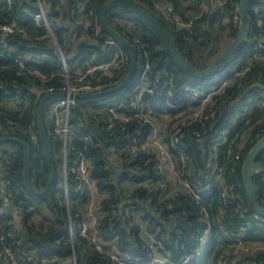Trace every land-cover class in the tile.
<instances>
[{
    "label": "trees",
    "instance_id": "trees-1",
    "mask_svg": "<svg viewBox=\"0 0 264 264\" xmlns=\"http://www.w3.org/2000/svg\"><path fill=\"white\" fill-rule=\"evenodd\" d=\"M110 1L0 0V140L11 137L28 144L30 179L39 191L47 187L51 174L38 125L43 96L50 88L63 90L67 71L74 74L90 62H109L117 54L124 55V64L113 76L97 71L91 82L110 89L128 74L129 51L108 43L110 35L102 27L97 31L101 11ZM134 1L158 20L197 71L213 63L240 29L241 0ZM40 2L48 12L52 34L34 20ZM248 13L249 30L240 46L217 71L194 78L181 69L153 26L138 13L123 7L107 12L114 30L142 45L134 76L118 92L76 98L69 110L73 131L66 149L50 117L52 101L45 106L44 126L56 169L49 196H36L27 187L24 146L0 143V237L7 236L0 243V264H118L112 259L115 250L130 253L135 264H152L156 253L166 252L171 264H183L191 254L195 257L187 264H264V217L253 209L243 178L248 154L264 137V1L252 0ZM177 17L184 25L177 23ZM6 25L14 31L6 33ZM146 65L145 85L137 89L136 77ZM204 91L210 93L207 101L187 97ZM134 102L145 109L149 122L114 119L112 112L132 116ZM182 118L187 120L178 133L180 143L172 147L174 123ZM154 129L164 135L162 141L175 165L160 176L154 171L159 149L148 142ZM182 154L188 159L182 161ZM81 156L90 160L91 186L84 190L77 189L69 171ZM214 160L223 168V185L203 192L198 200L184 182H205L212 170L208 164ZM257 161H264V149ZM252 183L264 206V165L254 168ZM6 202L11 206L7 208ZM90 210L95 225L87 215ZM177 216L188 219L191 230L179 228ZM84 222L89 236L97 235L104 244L102 251L80 234ZM11 231L16 236L11 237ZM6 247L11 254L5 253Z\"/></svg>",
    "mask_w": 264,
    "mask_h": 264
},
{
    "label": "built area",
    "instance_id": "built-area-1",
    "mask_svg": "<svg viewBox=\"0 0 264 264\" xmlns=\"http://www.w3.org/2000/svg\"><path fill=\"white\" fill-rule=\"evenodd\" d=\"M163 7H166L168 12H172L173 9L171 6L164 4ZM83 6L80 5L79 10H82ZM34 20L38 25L46 27L49 32H51V28L49 25V20H48V12L42 5V3H39V10L38 12L34 15ZM176 21L179 25H184V23L181 21L179 17L176 18ZM261 23V22H260ZM3 30L6 33H11L14 31L13 26L6 25L4 26ZM97 31H101V26H98ZM108 43L113 44L118 46L119 43H117L111 36L108 40ZM54 45L57 46V43L54 41ZM135 45V44H134ZM138 51V56H139V51L142 48V45H135ZM259 47H262L261 44L258 45ZM56 51L61 55L62 61L64 63V66L67 67V63L65 58L62 56L61 50L56 47ZM124 55L121 53V55L117 54L114 56V58L109 61V62H104V63H89L88 67L85 70H79L74 74H70L68 71L66 73V79H67V84L63 88L62 92H66V96L59 97L52 101L51 107H50V117L55 123V132L57 135L62 140L63 146L66 149L69 144H70V135L73 131V126L70 123V117H69V110L70 107L75 104L76 102V97L72 96L76 93H83V92H95V91H101L105 89V85L102 83H97L96 85L91 82V78H93L96 74L97 71H102L105 76L112 77L113 72L115 69H117L119 66L124 64ZM148 66L146 65L145 68L142 70L140 73L141 75L136 77L135 84L137 89H141L145 83V73L147 71ZM49 92H55L52 88L49 89ZM138 96H141L138 94ZM189 99L192 101H202V98L205 97V100L207 101L210 98V93L201 92L197 93L192 92L190 93V96H187ZM115 100V99H114ZM203 100V101H205ZM172 107L173 105L170 104ZM133 109L134 113L132 116H120L117 113H113L114 119H119L122 121H129L132 117L138 118L140 120H143L145 122H149V117L147 113L145 112V109L142 106H138L136 102L133 103ZM179 106H176V109H178ZM112 111V110H111ZM199 112V111H197ZM194 113L192 115L193 121L196 120V117L199 115V113ZM180 114V113H179ZM114 119L112 118L111 123L109 124V127L114 126ZM187 120L186 118H182L177 120L174 123V135L172 136L171 139V145L172 147H177V144L180 143L178 133L183 129L184 121ZM2 128V125H0V129ZM225 131L223 134L225 135ZM163 134H159V131L157 129H154L153 132H151L149 136V143L157 146L159 149L158 153V161L155 164L154 171L155 173L160 176L164 171H172L175 169V165L173 160L171 159V152L169 150V146L164 144L162 139H163ZM86 140H91L89 137L86 138ZM181 151V150H180ZM183 153V152H182ZM188 159V156H185L182 154V161H185ZM64 163H65V171H64V182H65V189L67 191V179L69 176L68 173V165H67V160L66 157L64 158ZM73 164L70 166L69 171L71 175L74 177L76 181V187L78 190H84L86 188H90L91 186V178H90V160L89 158L85 156L79 157L77 160L72 162ZM209 167H212V170H208V177L207 180L203 183H193V182H184V188L189 192L194 195L196 199H201V196L203 195V192L209 193L212 188L215 185H223V168L219 165V163L214 160L210 161L208 164ZM256 171H261V169H256ZM10 202H6V207H10ZM13 214L16 216L18 214V210H14ZM88 217L92 219V224L95 225L96 223V216L94 214L93 210H90L88 212ZM89 225L88 223L84 222L81 226L80 229V234L85 237H90V242L91 244L99 251L103 250L104 244L101 242L100 238L92 234L89 236L88 233ZM209 230L205 231V234L203 236V242H205L206 237H207V232ZM72 228L70 229V234H73ZM11 237L16 236V233L11 231L10 233ZM7 240V236L2 235L0 237V243L4 244L5 241ZM112 248L116 249L115 245H111ZM153 247V246H152ZM243 247V246H242ZM155 250H157V247H154ZM242 249V248H241ZM245 250L249 251L250 247L247 246L245 247ZM116 252L112 253V259L117 262L118 264H135V258L128 252H123V251H118L115 250ZM155 252V251H154ZM5 253L11 254L10 248L6 247L5 248ZM171 257V254L169 252H166L162 255L160 254H155L153 256V262L152 264H171L169 262V258ZM195 256L193 254L187 255L184 258L183 264L189 263Z\"/></svg>",
    "mask_w": 264,
    "mask_h": 264
},
{
    "label": "water",
    "instance_id": "water-1",
    "mask_svg": "<svg viewBox=\"0 0 264 264\" xmlns=\"http://www.w3.org/2000/svg\"><path fill=\"white\" fill-rule=\"evenodd\" d=\"M251 1L252 0H241L240 2L239 9L241 13V24H240V29H239V32L236 38L230 43V45L225 49V51L213 63H211L205 70H202V71H197L190 67V65L186 62V60L180 54L179 50L177 49V47L175 46V44L173 43L169 35L160 25L158 20L150 12H148L144 7L138 4L136 1L134 0H112L108 2L104 6L100 14V23H101L102 31L106 32L117 43L124 46L129 51L130 67H129L128 74L126 78L124 79V81L121 84L117 85L116 87H113L110 89H104L101 91H95V92L76 93L72 96L76 98L104 97L109 94L118 92L124 87H126L127 84L132 80L134 76V73L136 71V67L138 64L137 48L130 40L123 37L120 33H118L108 24L106 20V15H107V12L111 8L123 7L132 12L138 13L151 26H153V28L156 30V32L159 34L161 39L164 41L165 45L167 46L169 51L172 53L174 59L176 60V62L178 63V65L181 67L182 70H184L191 77L204 78L206 76L211 75L212 73L217 71L219 68H221L223 64L229 59V57L234 53V51L238 48V46H240L242 41L245 39L248 33V30H249L248 7ZM63 96H66V92L56 91V92L47 93L43 96L38 106V125H39V130H40V135H41V141H42L44 154L47 159L50 172H51L48 185L44 190L42 191L37 190L32 184V181L30 179V158H29L30 152H29L28 144L24 141L18 140L16 138H11V137H6L0 140V143L4 141H15L24 146L25 148L24 177H25L27 187L36 196H49L55 184L56 169H55V165L53 162V157H52V153L50 149L47 132L44 126V108L50 101H54L55 99L59 97H63ZM263 149H264V137L258 141V143L254 146V148L248 154L245 160L244 167H243V178H244V185H245V189L247 192V196L249 198V201L253 209L262 217H264V206L261 204L260 200L258 199L257 193L254 189V186L252 183V174H253L255 167L264 165V161L263 162L257 161V157L263 151ZM175 220H176V225L179 228L184 229L186 231L191 230V223L189 222L188 219L182 216H177ZM248 264H254V263L252 261H249Z\"/></svg>",
    "mask_w": 264,
    "mask_h": 264
}]
</instances>
